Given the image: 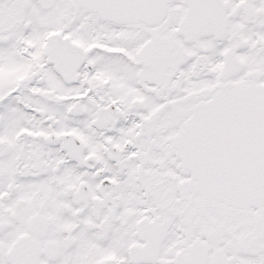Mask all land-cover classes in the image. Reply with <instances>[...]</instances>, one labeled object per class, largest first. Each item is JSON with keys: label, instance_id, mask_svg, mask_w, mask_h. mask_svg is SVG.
Wrapping results in <instances>:
<instances>
[{"label": "snow or ice", "instance_id": "snow-or-ice-1", "mask_svg": "<svg viewBox=\"0 0 264 264\" xmlns=\"http://www.w3.org/2000/svg\"><path fill=\"white\" fill-rule=\"evenodd\" d=\"M0 264H264V0H0Z\"/></svg>", "mask_w": 264, "mask_h": 264}]
</instances>
